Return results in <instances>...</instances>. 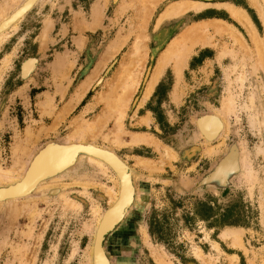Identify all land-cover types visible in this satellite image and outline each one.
I'll return each mask as SVG.
<instances>
[{"label":"rangeland","instance_id":"obj_1","mask_svg":"<svg viewBox=\"0 0 264 264\" xmlns=\"http://www.w3.org/2000/svg\"><path fill=\"white\" fill-rule=\"evenodd\" d=\"M180 1L200 7L158 23L163 11ZM257 1L261 11L251 0H41L0 40V166H12L16 141L26 139L28 129L36 137L18 151L26 162L42 143L66 140L80 122L106 115L107 97L122 92L119 73L126 75L123 68L131 65L135 71L129 75H140V84L125 114L124 144L105 140L116 130L115 114L91 139L136 171L125 210L130 214L105 242L112 263L161 264L164 258L174 264H264V0ZM2 5L11 9L15 3L0 0V11ZM230 7L248 15L262 56L256 37L231 16ZM212 21L233 25L243 47L211 28L208 44L193 46L181 71L169 64L143 102L165 50ZM81 35L84 44L76 40ZM139 38L146 46L140 56L133 54ZM114 41L123 45L106 60ZM29 58L38 61L24 76ZM101 61L104 68L81 98L83 82ZM48 97L53 104L46 111ZM230 99L234 108L225 111ZM69 105L75 107L65 114ZM205 113L210 115L203 122L216 118L221 125L210 137L197 126L196 118ZM134 134H146L154 143L134 144ZM232 144L237 152L222 167L233 168L238 157V172L227 184L210 182L207 174ZM198 146L203 151L189 157L187 151ZM111 175L85 158L78 170L45 183L38 197L12 202L6 214L0 205V264H91L94 209L111 206L105 192L114 186ZM53 188L59 194H44ZM237 229L240 244L225 239L223 232Z\"/></svg>","mask_w":264,"mask_h":264},{"label":"bare ground","instance_id":"obj_2","mask_svg":"<svg viewBox=\"0 0 264 264\" xmlns=\"http://www.w3.org/2000/svg\"><path fill=\"white\" fill-rule=\"evenodd\" d=\"M38 1L39 0H14L15 5H13V7H10L11 9H13V12H11L10 14H5V15L3 12L5 10L7 11V10H11V9H8L6 7V5H2L1 8L3 9V11L2 10L0 11V40L3 37H5V35L8 34V30L11 27H13V26L15 27V25L27 14V12L32 7H34L37 4ZM251 3L258 10L261 11V5L257 0H251ZM189 7H195L197 9L200 7V5H198L197 3L192 5V6L186 5V4L184 5L181 3V1L177 2V3H173L163 11V13L160 16L158 23H160L162 21V19H164L166 17L174 16V15L176 16L177 14L181 13V11L188 9ZM230 14L235 20L241 22L243 25L246 24L247 27L249 28L250 32H252L254 34V36L256 37L255 42L257 44V51L262 56L261 47L259 45L260 40L257 38L258 33L255 31L253 24H252L251 20L249 19L248 15L246 14V12L243 9H240L237 7H230ZM211 28L215 29L216 32H221V33L228 34V35L232 36L234 38L236 44H238V46L240 45L243 47L244 41H243L242 35L236 31V29L234 28L233 25L222 24V23H218L216 21V22L205 25L203 28H197L193 33L191 32L192 34L190 33L191 34L190 36L185 37L183 40H181V41L179 40L177 43H175V45L168 47L165 50V52L162 54V56L158 60L156 67L154 68V71H153V73H152V75H151V77H150V79L146 85L144 97H143V102H145L146 99L151 95L152 91L154 90L155 86L157 85V83L160 80L162 72L164 71V69L169 64L173 63L174 66L179 71H181L188 63V59H189L190 54L192 52L193 46H195L197 44L198 45L199 44H201V45H207L208 44V41H209V36H208L209 33L208 32ZM142 39L139 38L136 40V42L134 44V49H135V52L133 53L134 55H139L141 53V51L145 50L146 46L144 45L145 43H143L144 40H142ZM115 42H117V41H114L113 45L110 46L111 47L110 50L105 55L107 57V59L103 57L104 59H106V60L111 59V57L115 56V54L119 51V49L121 48V45H123V43H120L119 41H118V43H115ZM134 55H133V57H134ZM37 61L34 62L33 60H29L27 66H24V72L26 73V75H29L35 69ZM104 61H101L102 63L101 62L100 63L102 65L99 64V66H97L96 69L94 70L93 74L83 82L82 87H84V88L82 91L81 98L83 96H85L86 93L88 92V90L91 86V83H92L91 81H93V79L96 78V76L98 75L97 73L101 69V66H103L102 68H104V64H105V63H103ZM131 62L133 64V60ZM127 65L125 67L123 66L124 67L123 70L125 69L126 75L123 74L124 73L123 70H122L123 72L119 73V74L123 75V79H122V76L119 75V76H121V77H119L120 83L118 82L119 80H117L118 78L116 79L117 83H119V85L122 87L121 88L122 92L119 95L115 96V98L114 97H112V98L107 97V100H106V97L104 96L105 100H106V105H107L106 107L108 109L106 115H103L104 114L103 113L102 114L103 116L96 118V120L88 121L87 123H81L80 122L76 126V128L74 129L73 134H71L69 137H67V139L65 141H63L61 143L58 142L60 144H63V146L64 145H68V146L62 147L61 145H57V144L55 146H53V148H51L49 150V152L47 153L48 154L46 157L47 159H44L43 161H40L39 163H37L35 169L32 171L33 173L30 174V176L27 179H25V181L19 183V185L13 189L14 191H16V192L28 191L27 193H29V191H34V192L38 191L39 192L40 190L44 189L45 185L42 184L43 182L41 181L43 179L44 175H46L48 173V171H52L61 165H64V164L71 165L72 163H75L76 159L78 160V156L76 153L80 152L79 151L80 147L83 145L90 144L93 147L101 148V149L109 150V151L113 152L112 151L113 149L111 150L110 147L99 146L95 142H93L91 139L94 138L98 132H101V130L108 124L109 119L114 114L116 115V130L114 132L106 135L105 140L109 141L110 138L112 137L114 139V144H122L123 143L122 142L123 136H124V134L127 135L126 134L127 132L123 129L125 114H126L128 105L131 101L132 95L136 91L137 87L140 84V78H137L138 75L136 74V72H135L136 79L131 78V76L129 74H131V72H132L131 69H133V68L131 67V69H130L131 65L128 67H127ZM132 76L134 77V73ZM138 77H140V75ZM113 85H114V83H113ZM120 86L119 87L115 86V87H116V89H117V87L119 89ZM116 89H115V92H117ZM48 98H49L47 100L48 102L44 101V106L46 107V111H48L47 106H51V104L53 102L52 98H50V97H48ZM227 102L228 103H226L227 105H226L225 111H230L232 108H234L235 103H234V100H232V99H230ZM68 110L69 109H67L66 111H68ZM207 115H210V113L209 114H203L202 116L200 115V117H197L199 120L197 122V124H198V128L200 130V133L202 134L201 129L203 128L204 131H207L206 135L210 137L211 134H215L218 131V129L221 127V125H220V122L216 118L210 119L207 122L206 121L203 122L204 117H206ZM197 118H196V120H197ZM221 121L223 122L225 120L221 117ZM34 136H35L34 133L28 129L26 132V139H22V138L17 139V141H16L17 143L13 148L14 163L12 164L11 167H8V168H3L2 166H0V185H1L0 188H2V189L8 188L10 185H14L17 182H20L21 179L23 178V175H24L25 170L27 168V163L28 164L30 163L29 159L33 155L35 150L28 157L29 158L28 162L21 160V156L18 154V151H19L20 147H22L23 144H25V143L29 144L32 141V139L34 138ZM149 139H150V137L147 136L146 134H134L133 139H131L132 141H130V142H132L134 144H139V143H143V142L146 143V142H149L148 141ZM150 140H151V144H153L154 142L152 143V139H150ZM34 142H35V140L33 141V143ZM168 155H170V153H168ZM87 158L89 159V161L91 163L98 165L100 168H102L105 171L111 172L112 173L111 178L114 180V186L110 187L109 189H106L105 192L108 195H110L109 200L111 202V204H110L111 206H109L108 208L113 207V206H115V207L111 208L106 214H105V212L108 208L104 212H102V209L100 206H96L94 209V214L98 218L96 225H95L94 238H93V242H92V246H91V264H94L93 258H94V254H95V239H96L97 231H99V229H100V234H104L109 229H113L114 225H116L117 223L119 224L122 221H124V219L126 220L127 218H124L126 216L125 215L126 213L130 214V211L125 212V210L127 209V207L129 206V204L131 203V201L133 199V185H132L131 172L134 168H132L131 166L128 167L127 163L119 157L127 167V169H123L122 167H120V169H119L120 170V176H119L117 174V172L114 169H112L111 166H109L103 160L95 158L94 156H87ZM143 163L149 164V162H143ZM231 164H232V158L230 157L227 160V165H231ZM234 168H239V166L236 165ZM222 169H223V167L221 166L218 173H220V171ZM133 172H134V174H136L135 169L133 170ZM249 174H250V176L253 174L252 169L249 170ZM115 183L117 186L115 185ZM46 188H48V187H46ZM55 189L56 188L49 189V190L52 191ZM25 197L27 198L28 196H25ZM25 197L1 200L0 201V205L2 206L1 208H3V206H6V208H7L8 204H9V207H8V211H9L10 204L12 202H21L20 200H24ZM66 203H73V202L66 200ZM73 205L76 206L75 203ZM223 233H224L223 235L226 237L225 239H227V237H231L234 244H240L242 242L241 241V233H240L239 229L233 230V231H226ZM102 251L105 254V251H107L106 247L102 250L98 248L97 253L101 254L102 256H100L99 254L97 255V264H112V261L110 260L108 255H107L108 258L106 260L104 259ZM160 263L161 264H174L171 260L164 259V258H160Z\"/></svg>","mask_w":264,"mask_h":264},{"label":"water","instance_id":"obj_3","mask_svg":"<svg viewBox=\"0 0 264 264\" xmlns=\"http://www.w3.org/2000/svg\"><path fill=\"white\" fill-rule=\"evenodd\" d=\"M40 1L41 0H39L37 2V4ZM36 5L34 7H32L23 18H25L36 7ZM29 60H33L34 62L37 61L36 58H29L23 64L22 70H23L24 76H26V73L24 72V66H27ZM198 121L199 120L197 118V122ZM63 141H65V140L61 139V138L51 139V140H48V141L42 143L38 148H36L35 152L33 153V155L29 159L30 163L29 164L27 163V168L25 170V173H24L23 178L21 179V181L17 182L14 185H10L8 188H3V189L0 188V201L1 200H6V199H11V198H23L25 196H28V197L27 198L25 197L24 199L38 197L40 195V192H38V191L37 192L29 191V193H27L28 191H26V192H16L13 189L16 188L19 185V183L25 181V179H27L30 176V174L33 173L32 171L35 169L37 163H39L40 161H43L44 159H47L46 158L47 155H48L47 153L49 152V150L51 148H53V146H55L56 144L57 145H61L62 147L68 146V145H64L63 146V144H60ZM58 142H60V143H58ZM79 151L80 152L76 153L77 156H78V160L76 159L75 163H72L71 165L64 164V165L59 166L58 168H55L52 171H48V173L46 175H44L43 179L41 180L43 182L42 184H45V183H47V182H49V181H51L53 179H57L59 177H63L65 175H67L69 172H73V171L78 170L81 167L82 161L85 158H87V156H94L95 158L103 160L109 166H111V168L114 169L119 176H120V170H119L120 167H122L123 169H127L126 165L119 158V156L116 155L115 153L109 151V150L96 148V147L91 146L90 144H87V145L81 146ZM59 192H60V189L56 188L55 190H52V191L48 190V192H46L44 194L57 195V194H59ZM134 205H135V203H134ZM8 207H9V204H8L7 208H6V206H3V208H1V214H6L7 211H8ZM114 207L115 206L108 208L106 210L105 214L111 208H114ZM124 221H125V219H124ZM124 221H122L119 224L117 223L116 225H114L113 229H109L104 234H100V229H99V231H97V235H96V239H95V254H94V258H93L94 264H97V255L99 254V253H97L98 252V248L101 249V250L105 248L104 246H105V242L107 241V236H110L115 230H117L123 224ZM102 253H103V251H102ZM105 254L103 253V257H104L105 260L108 257L110 258V255L108 254L107 251H105ZM99 255L102 256L101 254H99ZM107 255H108V257H107ZM110 260H111V258H110Z\"/></svg>","mask_w":264,"mask_h":264},{"label":"flooded vegetation","instance_id":"obj_4","mask_svg":"<svg viewBox=\"0 0 264 264\" xmlns=\"http://www.w3.org/2000/svg\"><path fill=\"white\" fill-rule=\"evenodd\" d=\"M206 114V113H205ZM203 114H201V116H202ZM198 117H200V115L198 116ZM197 126H198V124H197ZM198 130H199V128H198ZM199 133H200V130H199ZM224 133V132H223ZM222 133V134H223ZM201 135V134H200ZM202 136V135H201ZM222 136V135H221ZM221 136L218 138V139H215L213 142H211V143H213V144H215L216 143V141L217 140H219L220 138H221ZM202 138H203V140L205 141V142H207L206 140H205V138L202 136ZM207 143H210V142H207ZM203 150H202V148L200 147V146H198V147H196V148H192V149H190V150H188L187 151V154L189 155V157L190 156H192L193 154H197V152H202ZM237 152V150H236V148L235 147H233V144H232V146H231V148H229V150L218 160V162H217V164L215 165V167H214V169H213V171L212 172H210L209 174H207V178L210 180V182H212V180L213 179H215V182L216 183H222V182H224V183H229V181H230V179H231V176L233 177L237 172H238V168H229V169H222L221 171H220V173H218L219 172V169H220V167H221V165H222V163H223V161L225 160V158L228 156V155H230V154H233V153H236ZM187 154H185V156H187ZM238 161H239V158L237 157V165L239 166V164H238ZM215 178H214V177ZM225 178H228V179H225ZM116 231V230H115ZM109 238V236H107V239Z\"/></svg>","mask_w":264,"mask_h":264},{"label":"crops","instance_id":"obj_5","mask_svg":"<svg viewBox=\"0 0 264 264\" xmlns=\"http://www.w3.org/2000/svg\"><path fill=\"white\" fill-rule=\"evenodd\" d=\"M85 39H87L85 35H81L79 38H78V37L76 38V40H78L79 43L82 42L83 44L86 42ZM83 41H84V42H83ZM52 104H53V102H52ZM74 107H75V106L70 107V105H69V106L67 107V109H69V110L66 111V110H67V109H66L64 113L66 114V113L70 112L71 110H73Z\"/></svg>","mask_w":264,"mask_h":264}]
</instances>
